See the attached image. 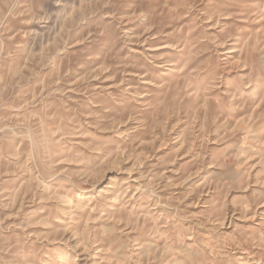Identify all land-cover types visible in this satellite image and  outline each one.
<instances>
[{
    "label": "rangeland",
    "instance_id": "obj_1",
    "mask_svg": "<svg viewBox=\"0 0 264 264\" xmlns=\"http://www.w3.org/2000/svg\"><path fill=\"white\" fill-rule=\"evenodd\" d=\"M0 264H264V0H0Z\"/></svg>",
    "mask_w": 264,
    "mask_h": 264
}]
</instances>
